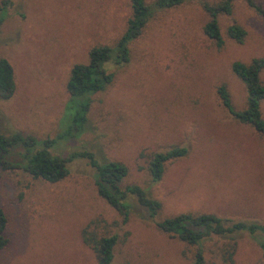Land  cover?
<instances>
[{
	"label": "rangeland",
	"instance_id": "1",
	"mask_svg": "<svg viewBox=\"0 0 264 264\" xmlns=\"http://www.w3.org/2000/svg\"><path fill=\"white\" fill-rule=\"evenodd\" d=\"M154 0H145L147 4ZM155 11L132 40L129 60L106 67L114 77L90 95L85 131L58 140L53 154L87 149L101 160L128 168L121 185L136 184L161 207L151 217L134 196L127 220L98 192L94 168L85 158L69 163L58 182L21 171L0 172V207L7 217V244L0 264H95L84 239L116 235L110 264H191L197 246L160 231L156 222L180 213H212L235 221L264 222V136L238 123L223 105L224 85L235 110L246 107L244 83L232 63L264 55V15L234 0L230 15H219L224 45L203 31L209 19L202 2ZM264 9V0H255ZM129 0H14L0 24V58L13 67L15 91L0 98V132L53 138L68 99L71 67L86 63L96 45L113 46L131 16ZM246 30L242 43L227 27ZM261 81L264 83V70ZM264 118V100L260 105ZM172 146L188 149L167 162L153 183L149 161ZM19 147L7 157L19 161ZM235 264H264L258 243L247 232L234 236ZM228 239L203 242L205 264H224Z\"/></svg>",
	"mask_w": 264,
	"mask_h": 264
},
{
	"label": "trees",
	"instance_id": "2",
	"mask_svg": "<svg viewBox=\"0 0 264 264\" xmlns=\"http://www.w3.org/2000/svg\"><path fill=\"white\" fill-rule=\"evenodd\" d=\"M14 0H0V13L6 12ZM185 0H154L147 4L145 0H129L131 16L127 25L113 46L96 45L89 50L86 63H76L71 67L66 91L68 99L65 103L60 119V130L53 138L37 139L30 134L13 132L5 135L0 132V172L21 170L33 178H41L48 182H58L69 173V163L78 158H85L94 168V182L98 194L106 200L127 220L130 212L128 197L134 196L137 202L146 208L151 217L157 215L161 203L148 196L145 189L136 184L122 186L121 182L128 173V168L119 161L99 160L95 154L87 149L73 150L66 155L53 154L51 149L56 142L77 138L85 131L86 114L90 103V95L103 90L113 80V73L109 72L106 65L113 62L123 65L129 60V43L137 38L143 31L146 23L155 11L180 5ZM246 4L257 13L264 15V9L255 0H244ZM234 0H220L216 4L202 2L209 19L204 24V34L212 39L217 48L224 45L218 17L230 15ZM4 16L0 15V24ZM227 36L238 43H242L246 30L237 23L227 27ZM232 70L244 83L247 92V104L242 110H235L231 104L228 90L224 85L218 88L223 105L228 109L233 118L242 124L251 126L255 131L264 136V118L260 105L264 100V83L261 73L264 70V55L253 58L249 63L235 61ZM13 67L5 58H0V98L8 99L15 91ZM19 147V161L8 159V153ZM188 149L184 146H172L164 151L152 154L149 161V174L151 181H160L167 162L185 156ZM7 217L0 207V249L7 244L5 229ZM157 228L171 236H176L181 241L197 246L191 264H205L202 249L204 241L219 237L228 239L222 249L221 259L224 264H235L234 252L237 233L247 232L258 243L264 258V222L233 220L222 218L212 213H180L156 222ZM95 253V264H110L113 258V248L117 242L116 235L84 239Z\"/></svg>",
	"mask_w": 264,
	"mask_h": 264
}]
</instances>
